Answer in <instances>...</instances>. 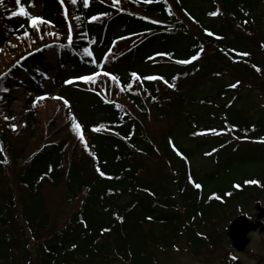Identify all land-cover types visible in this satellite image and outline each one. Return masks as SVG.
<instances>
[{
	"label": "trees",
	"instance_id": "1",
	"mask_svg": "<svg viewBox=\"0 0 264 264\" xmlns=\"http://www.w3.org/2000/svg\"><path fill=\"white\" fill-rule=\"evenodd\" d=\"M63 2L75 28L71 36L60 0H22L30 13L50 21L39 31L26 17L11 15L15 0L0 5L8 16L0 20V45L27 31L38 38L24 53L56 46V62L44 63L38 52L22 67L36 81L56 72L53 94L68 101L85 136L80 145L63 138L44 142L26 158L22 148V166L4 173L5 184L0 177V264H159V250L182 238L198 253L214 222L231 210L241 212L245 199L264 191V169L244 168L240 178L231 170L248 157L246 163L264 165V156L227 154V161L205 173L191 163L209 146L219 157L234 144L264 150V112L257 118L236 106L255 92L264 97V0ZM216 9L219 15H208ZM243 52L250 55L237 54ZM185 59L190 62H177ZM30 64L43 72L31 74ZM81 75L94 81L77 79ZM212 81L216 96L201 98L197 93ZM14 82L12 73L0 77V100L11 95L3 89ZM33 88L31 122L32 105L44 95L36 83ZM159 123L165 127L157 132ZM182 137L196 147L180 145ZM0 147V160L6 155L9 161L0 163L1 171L11 167L15 153L5 132ZM44 186L63 190L59 218L49 209Z\"/></svg>",
	"mask_w": 264,
	"mask_h": 264
},
{
	"label": "rangeland",
	"instance_id": "2",
	"mask_svg": "<svg viewBox=\"0 0 264 264\" xmlns=\"http://www.w3.org/2000/svg\"><path fill=\"white\" fill-rule=\"evenodd\" d=\"M205 6L207 7L209 4ZM7 17L8 16L5 13L1 12L0 7V20ZM69 21L73 26L71 19H69ZM71 29L72 32L74 31L75 33V28ZM37 34L38 33L32 35L31 33H28L27 36H18L13 33L12 35L6 37L3 45H0V77L2 75L5 76L8 73H12L15 76V82L17 79H20V83L18 82V85H16L17 83H14L12 85V89L8 90L11 92V95H8L6 97L7 99L0 100V117L2 119L4 115L16 117L15 120H0V132H5L10 142H12L15 147V153L11 154V167L8 168L6 166L0 171V177L3 178L2 184L7 182L4 173H8L15 169L18 164H21L22 166L25 158L44 142H50L63 138L70 141L73 145H80L76 142L82 141L80 139V135L82 134L80 128L79 130H74L73 128V124H77L76 121H73L72 119L74 115L73 111L69 108L68 104L64 103L63 99H56L55 95L53 94L55 91H53L50 85L55 78L54 73L50 74L49 80L43 82V85L45 86L44 90L46 88V92L51 94V97H49V99L40 100L35 103L36 107L32 108L35 109L34 122H31L28 117L31 97L33 95L31 83L34 79H32V77L29 76L25 70L18 68L15 69L13 66L14 63L24 54L26 48L35 43L38 38V36L36 37ZM37 50H39V48H37ZM42 53L45 56L44 63L56 62L57 54L55 47L43 51ZM29 68L35 71L33 74H40L42 71L41 69L40 71L37 70L36 66L33 64H30ZM68 68H70V66H68ZM7 77L10 78L11 75H8ZM225 81L226 83H229V80ZM217 90L218 84L216 81H212L209 82L197 94L201 98L207 96H216ZM243 93L247 94V90H244ZM117 99L123 101L119 97H117ZM225 101L226 100H220L218 102L220 104H224ZM236 106L237 108H246L251 112V115L258 118V114L260 112H264V97H262L260 92H255L251 97H249V99L238 102ZM127 108L128 110H132L130 105ZM149 123L151 124L150 120ZM12 124L17 125L16 131H12V128L10 127ZM164 127L165 125L163 123L160 125L155 124L153 129L159 132V129ZM50 132H53L51 133V136H47V134ZM196 144V141H191V139L188 138L182 137L180 139V145L185 148L196 147ZM22 148H25L26 150V156L24 159H21L18 156L19 151H21ZM256 150L257 149L249 148L247 146L238 147L235 144L231 145L230 147L222 150L218 163H222L225 160L227 161V154L230 155L228 158H236L242 155H252L251 157L257 156L259 158L264 156V150L260 151V153H257ZM211 151L212 150L209 146L205 150L200 151V153H197L191 160L193 169H195L196 172L205 173L214 172L216 170L217 165L215 163L219 156L218 154L211 156ZM248 159L251 158L248 157L247 160ZM246 161L244 163L240 161L233 163L231 166V170L234 173L232 174V177L237 175V178H240L242 169L247 167H249V169H246L245 171H250L251 173L253 171L264 169V165H253L252 162L246 163ZM43 195L49 201V209L54 212L53 214L57 218H59L58 214L60 213L59 210L61 209L59 204L63 202V190L61 188H50L48 186H44ZM257 202H260L262 207H264V191L259 193V195L255 194L254 196L245 199L241 212L237 213V210H231L227 216L223 217L219 221L214 222L210 226V229L204 232V234L207 235L206 237L209 239V243L205 244L201 251L198 253H193L189 244L182 238V240L176 242V245L167 246L164 248V250H159V253H157L159 264H226L225 262H228L232 256L236 258L237 264H257V262H261L264 260V255L260 257L258 261L256 259L258 258V255L261 254V252L264 253V232H257L251 236L252 241L248 251L243 254H237L234 251L227 235L231 222L239 215L245 214L252 218L257 215L258 212L255 209ZM177 248L179 251H176ZM109 264L128 263L120 260L111 262Z\"/></svg>",
	"mask_w": 264,
	"mask_h": 264
},
{
	"label": "snow or ice",
	"instance_id": "3",
	"mask_svg": "<svg viewBox=\"0 0 264 264\" xmlns=\"http://www.w3.org/2000/svg\"><path fill=\"white\" fill-rule=\"evenodd\" d=\"M2 2H3V0H0V4H2ZM71 2L73 3V4H75L76 2H77V0H71ZM85 2H86V0H85ZM60 3L61 4H63V0H60ZM15 4L18 6L17 7V9L16 10H14V11H12V13H11V15L12 16H20V17H26L29 21H30V24H31V27L32 28H34V29H36L37 31H39V25H41V24H48V23H50V21H47V20H44V19H42L41 17H39L38 15H36V14H33V13H30L27 9H26V7L22 4V0H15ZM35 5H34V3L32 4V7H34ZM220 14V10L219 9H216L215 11H211V12H209L208 13V15H210V16H217V15H219ZM245 15H248V13H245ZM93 19H95V17H93ZM245 23H247V21H245ZM49 35H53V33H48ZM209 35H213V33H211V32H209L208 33ZM28 35V33H27V31H25L24 32V36H27ZM71 39V37L69 36V40ZM200 51L202 52L203 51V48H201L200 49ZM233 51H235V50H233ZM87 55H91L92 53L90 52V51H87V53H86ZM238 55H243V56H248V55H250V53H247V52H243V53H237ZM198 57L197 56H193L192 57V59L193 60H195V59H197ZM178 63H181V64H185V63H189L190 61L189 60H187V59H185V60H180V61H177ZM253 67L254 68H256V71H260V69L258 68V67H256V65H253ZM105 75H107V73H105ZM132 77H134V78H136V79H140V77L137 75V73H135V72H133L132 74ZM219 75V74H218ZM77 79H80V80H83L84 82H92V81H94V77L93 76H89V75H81V76H79V77H77ZM112 79L113 80H116L117 79V77H115V76H113L112 77ZM144 79H147V80H157V79H163V77L162 76H160V77H157V76H152V75H147V76H145L144 77ZM65 83H68V84H71V83H73V80H66L65 81ZM165 83H168V81H165ZM239 81H237L236 83H234V84H231V85H229V87H231V88H236L238 85H239ZM169 87H174V85H172V84H169ZM3 91H8V89H3ZM44 97H41V99H43ZM0 99H3V97H0ZM56 99H62L61 97H56ZM64 103L65 104H68V101L67 100H64ZM32 107L33 108H35L36 107V104L35 103H33V105H32ZM3 119L4 120H15L16 119V117L15 116H11V117H9V116H7V115H4L3 116ZM72 119H73V121H75V117L73 116L72 117ZM10 127L12 128V131H16L17 130V125L16 124H12V125H10ZM79 125L78 124H73V128H74V130H79ZM97 131L99 130V129H96ZM213 132H215V130H213ZM80 139L83 141V139H84V137H83V135L81 134L80 135ZM261 143H264V139H262L261 141H260ZM170 143H171V141H170ZM3 148L2 147H0V153H3ZM9 161H8V158H7V156L5 155L4 157H3V159L2 160H0V163H3V164H7ZM101 175H104L102 172H101ZM245 183H250V184H259L260 182L259 181H257V180H248V181H245ZM195 187L196 188H200L201 187V185L199 184V183H196L195 184ZM236 187H239V185H236ZM217 199H219V197H217ZM105 231H107V229H105ZM176 251H179V249L177 248L176 249Z\"/></svg>",
	"mask_w": 264,
	"mask_h": 264
},
{
	"label": "water",
	"instance_id": "4",
	"mask_svg": "<svg viewBox=\"0 0 264 264\" xmlns=\"http://www.w3.org/2000/svg\"><path fill=\"white\" fill-rule=\"evenodd\" d=\"M259 210L258 220L264 218V209L257 205ZM261 226V223L252 224L247 217H239L231 225L228 236L232 240L234 247L239 251H245L246 247L250 243L248 238L249 233L256 231Z\"/></svg>",
	"mask_w": 264,
	"mask_h": 264
},
{
	"label": "flooded vegetation",
	"instance_id": "5",
	"mask_svg": "<svg viewBox=\"0 0 264 264\" xmlns=\"http://www.w3.org/2000/svg\"><path fill=\"white\" fill-rule=\"evenodd\" d=\"M253 222H255V221H253ZM258 232H264V230H262V231H258ZM256 234V233H255ZM252 236V235H251ZM264 255V253L263 252H261V254H259L258 255V258L256 259L257 261L260 259V257H262ZM237 262V260H236V258L235 257H231V259L230 260H228V262H225L226 264H237L236 263ZM257 264H264V260H262L261 262H257Z\"/></svg>",
	"mask_w": 264,
	"mask_h": 264
}]
</instances>
